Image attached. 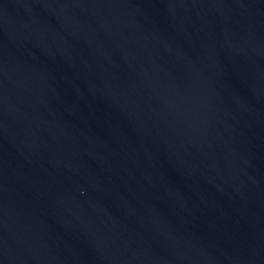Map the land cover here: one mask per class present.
<instances>
[{
  "label": "water",
  "instance_id": "95a60500",
  "mask_svg": "<svg viewBox=\"0 0 264 264\" xmlns=\"http://www.w3.org/2000/svg\"><path fill=\"white\" fill-rule=\"evenodd\" d=\"M0 264H264V0H0Z\"/></svg>",
  "mask_w": 264,
  "mask_h": 264
}]
</instances>
